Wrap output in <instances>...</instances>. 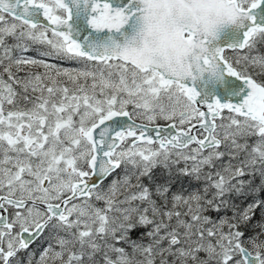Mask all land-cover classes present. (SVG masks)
<instances>
[{"label": "snow or ice", "instance_id": "6c2138e0", "mask_svg": "<svg viewBox=\"0 0 264 264\" xmlns=\"http://www.w3.org/2000/svg\"><path fill=\"white\" fill-rule=\"evenodd\" d=\"M0 264H264V0H0Z\"/></svg>", "mask_w": 264, "mask_h": 264}, {"label": "flooded vegetation", "instance_id": "af4514ba", "mask_svg": "<svg viewBox=\"0 0 264 264\" xmlns=\"http://www.w3.org/2000/svg\"><path fill=\"white\" fill-rule=\"evenodd\" d=\"M228 53H226V55H227ZM32 71H36L37 69H31ZM39 71H42V69H39ZM166 122H164V123H160V124H165ZM183 183L184 184H186L187 183V181L185 180V181H183ZM178 187H179V184L177 185Z\"/></svg>", "mask_w": 264, "mask_h": 264}, {"label": "rangeland", "instance_id": "374dc122", "mask_svg": "<svg viewBox=\"0 0 264 264\" xmlns=\"http://www.w3.org/2000/svg\"><path fill=\"white\" fill-rule=\"evenodd\" d=\"M62 66H63V67H70V65H68V64H63ZM42 71H43V69H42ZM158 123H159V124H160V123H164V121H160V122H158ZM185 186H187V183L185 184Z\"/></svg>", "mask_w": 264, "mask_h": 264}, {"label": "water", "instance_id": "95a60500", "mask_svg": "<svg viewBox=\"0 0 264 264\" xmlns=\"http://www.w3.org/2000/svg\"><path fill=\"white\" fill-rule=\"evenodd\" d=\"M161 125H165V124H161Z\"/></svg>", "mask_w": 264, "mask_h": 264}]
</instances>
